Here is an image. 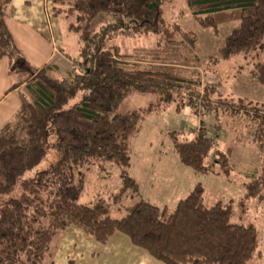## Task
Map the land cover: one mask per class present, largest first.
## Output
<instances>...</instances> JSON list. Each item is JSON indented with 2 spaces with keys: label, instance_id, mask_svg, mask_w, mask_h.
Instances as JSON below:
<instances>
[{
  "label": "trees",
  "instance_id": "obj_1",
  "mask_svg": "<svg viewBox=\"0 0 264 264\" xmlns=\"http://www.w3.org/2000/svg\"><path fill=\"white\" fill-rule=\"evenodd\" d=\"M175 0H56L74 18L70 30L80 39V61L65 78L46 66L28 82L32 100L0 132V264H47L57 238L76 228L106 246L117 233L162 264H252L260 235L253 224L233 223L231 205L205 203L197 186L174 208L159 207L142 197L139 183L128 172L131 142L146 116L177 104L203 116L220 108L245 114L254 125L249 136L264 157V108L213 100L221 80L193 82L161 66L183 65L196 54V39L164 19L165 6ZM12 0H0V61H21L7 27ZM203 29L220 34V26L236 23L219 57L230 61L253 58V79L264 87V0H185ZM100 25L96 30L95 26ZM118 34L158 37L154 60L136 61L110 40ZM191 90V91H190ZM186 91L189 97L185 98ZM130 96H151L148 108L121 112ZM187 100V101H186ZM220 107V108H219ZM223 127L211 122L193 139L173 137L180 163L198 174L216 168L228 177L234 147L217 145ZM240 141V140H239ZM53 158V160H51ZM44 163L46 166L40 168ZM113 165L121 169V188L111 201L82 204L86 170ZM247 198L264 197V168L246 184ZM263 196V197H262ZM128 197L138 201L122 219L110 216L113 205Z\"/></svg>",
  "mask_w": 264,
  "mask_h": 264
},
{
  "label": "rangeland",
  "instance_id": "obj_2",
  "mask_svg": "<svg viewBox=\"0 0 264 264\" xmlns=\"http://www.w3.org/2000/svg\"><path fill=\"white\" fill-rule=\"evenodd\" d=\"M54 4L55 0H44L40 10L36 12V20L27 22L28 26L35 29L44 38L53 39L56 36L57 41H66L70 49L66 53L72 59L71 62L76 63L80 58L77 49L78 42L74 46L68 39H77L78 36L68 31L63 23V16L56 14ZM164 11V19L167 24L171 27L179 25L183 30L192 33L188 36L190 39H196L195 50L201 61L200 63L194 62L193 54H191L186 56V62L183 65H164L161 68L175 71L193 82H201L202 87L193 86L191 89H197L202 95L207 81L215 82L216 79H220L221 90L212 96L215 101L222 100L238 105L241 100H244L243 104L247 107L252 105L264 108V87L259 85L251 75L255 62L253 58L239 56L230 61H224L219 57L218 52L236 23L221 25L220 34L216 36L213 30L203 29L198 24L185 0H175L165 6ZM12 20L10 14L8 23L11 25H13ZM100 27L97 24L95 29L99 30ZM157 43L158 37L154 35L118 34L110 40L109 45L118 46L122 54L133 56L136 61L144 62L154 60L158 48ZM9 61L10 59L5 58L0 61V64H8L9 68ZM19 62L13 60L11 70L14 69L17 72L18 68L22 69V64ZM63 62L65 61L63 60ZM61 69L65 72L64 68ZM30 75L31 71L25 69V72L15 74L13 82L27 79ZM55 76L57 77V75ZM3 78L4 74L1 75L0 72V81ZM30 78L31 76L28 80ZM2 82L4 84V81ZM189 92L183 93L185 94L184 100L189 97ZM24 96H26L25 101L32 100L31 93L26 89H24ZM152 101L154 98L151 96H130L122 105L121 112L148 108ZM179 104L182 105V102L178 101L177 104L146 116L140 133L131 142V166L128 168L130 176L138 181L142 197L159 207L174 208L180 200L187 197L198 185H201L204 189L207 206L224 202L231 205L233 223L253 224L257 227L260 235V247L252 264H264V197L249 199L245 189L246 184L259 175L264 168V157L259 154L249 136L252 127H254L250 122L251 117H247L243 113L235 115L231 111L225 113L224 108L220 107L217 109L218 113L215 110L205 116L202 113L197 115L188 108L179 111L177 106ZM210 121L223 127L216 133L218 148L226 152L230 146L234 147L231 161L232 172L228 177L223 175L219 168L209 175L196 173L180 163L173 148L174 136L181 140L193 139L196 134L209 128ZM45 166L46 163L40 168ZM86 173L87 184L81 199L82 204H92L101 198L111 201L112 196L121 188V169L116 166L96 165L86 170ZM137 201L134 197H128L121 204L113 205L110 216L114 219L124 218L128 209ZM114 239L116 242L112 241L110 249L116 250L115 253L121 250L122 259H127V261H121L120 258H117L118 264H129L130 262L144 264L140 261V254L145 251L133 245L130 239L121 233H117ZM120 239L124 241L120 242ZM99 248L100 245L83 232L76 228H70L66 232H62L55 241L47 264H107L111 260L106 257L107 252L110 251ZM130 248L137 254L132 255L134 257L132 259L127 256L129 253H125ZM155 262L161 264L159 261L155 260Z\"/></svg>",
  "mask_w": 264,
  "mask_h": 264
},
{
  "label": "crops",
  "instance_id": "obj_3",
  "mask_svg": "<svg viewBox=\"0 0 264 264\" xmlns=\"http://www.w3.org/2000/svg\"><path fill=\"white\" fill-rule=\"evenodd\" d=\"M41 3L43 4L44 0H12L7 9L6 24L17 46V49L21 54L22 60L19 63L22 64V69L18 68L17 72L14 71V69L11 70L13 66V61L11 59L9 61V68L8 64H0L1 75L4 74V78L2 79V81H4V84L2 81H0V132L16 118L22 110L25 102L24 98H26V96H24V89L29 92L27 89L28 84L26 83V81L30 76L34 77L37 72H39L46 66H51L53 68V75H57L58 79L65 78L71 68H77V62L80 61V58L76 61L77 65H75L76 63L71 62L72 59L66 53L70 51L68 45L66 44V41H57L56 36L53 37V39L44 38L35 29H32L30 26H28L27 22H34L36 20V12L40 10ZM54 5L56 14L58 16H63V23L66 25L68 31L72 32L70 30V24L73 22V18L68 15V7L60 2H56V0ZM10 14L13 19L11 22L13 23V25L8 23V17L10 16ZM68 40H71L74 46L78 42L77 49L78 54H80L79 36L77 39L72 38ZM63 60L65 62H63ZM61 68H64L65 72H63ZM25 69L30 70L31 75L27 79H20L19 81L13 82V77L15 76V74L25 72ZM114 238L108 245L100 246L99 248L111 252V254L110 252H107L106 257L108 259H111L109 261L107 260V264H118L119 260L117 258H120L121 261H127V259H122L121 256L123 255L121 254V250L118 253H115L116 250L113 249L112 251L110 249L112 241L114 240L116 242V239ZM121 241L124 240L120 239V242ZM125 253H129V255L127 256H129L131 259L134 258L132 255H137L132 251L131 248ZM140 255V261H142L144 264H158L146 252H141ZM137 262L138 261L136 260V263ZM129 264H135V262H130Z\"/></svg>",
  "mask_w": 264,
  "mask_h": 264
}]
</instances>
